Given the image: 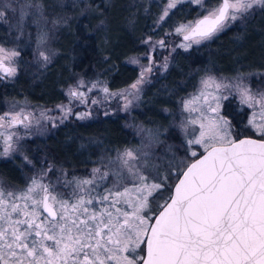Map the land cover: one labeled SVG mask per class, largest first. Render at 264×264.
<instances>
[{"label": "snow or ice", "instance_id": "1", "mask_svg": "<svg viewBox=\"0 0 264 264\" xmlns=\"http://www.w3.org/2000/svg\"><path fill=\"white\" fill-rule=\"evenodd\" d=\"M181 2L168 0L157 23ZM190 2L204 7L203 0ZM256 5L264 6V0H217L206 14L175 31L198 44ZM31 7L30 0H22L19 6L9 0L2 4L0 20H6L9 11H18V25H22ZM159 44L164 46L163 41ZM18 55L0 46V73L14 75L12 64ZM39 55L49 60L44 52ZM148 59L149 66L130 86L136 91H128L127 96L138 98L139 85L152 70L151 56ZM201 84L197 95L182 102L189 115L181 128L190 154L197 156L191 148L200 145L206 155L182 172L174 190L158 205V214L151 201L167 190V177L146 174L131 149L118 155L117 167H111V162L105 166L111 170L93 168L88 177L65 181L63 192L44 183L43 175L33 177L24 188L0 185V264H264V93L257 97L239 81L229 85L213 77ZM212 85L217 92L235 87L242 103L259 107L248 121L259 139H232L229 121L219 111L220 101L228 97L205 91ZM68 95L84 93L70 89ZM209 111L214 115L209 116ZM69 114L70 109L61 121ZM76 115L82 119L88 114ZM41 117L47 119L44 113ZM29 120L23 110L0 115V129L5 130L0 132L3 155L13 151L19 139L17 132L6 130L18 124L27 129Z\"/></svg>", "mask_w": 264, "mask_h": 264}, {"label": "trees", "instance_id": "2", "mask_svg": "<svg viewBox=\"0 0 264 264\" xmlns=\"http://www.w3.org/2000/svg\"><path fill=\"white\" fill-rule=\"evenodd\" d=\"M113 3L107 11L83 21L81 27L77 26V22H71L70 28L56 30L52 35L54 55L45 67L36 69L30 66L27 59L29 51L24 50L13 81L9 83L0 79V103L6 99H25L35 105L52 107L63 102L64 89L79 80H101L111 90L129 86L137 78L138 69L128 63L127 58L136 53L144 34H149L147 31L151 25V17L148 13L141 20L138 14V18L132 19L123 11L121 3ZM216 3L217 0L205 1L208 7ZM198 15L196 4L181 2L170 12L162 26L169 29ZM130 22L131 25L128 26ZM68 30L79 34L72 35V43L63 47L60 40L69 34ZM102 32L106 33L104 43L100 39ZM7 36V31L0 29V43H5V39L9 38ZM97 41L100 42L99 46ZM113 42L114 45L111 44ZM107 43L111 44L109 49H106ZM250 72L264 75V10L253 14L249 20L232 25L220 34L202 41L198 46L173 52L164 72L156 73L143 89L140 107L132 110L128 116L98 115L85 121L73 117L43 137L25 142L22 151L35 168L43 160L68 171L88 170L112 159L123 149L135 148L138 139L134 126L150 129L167 127L171 116L169 113L175 110L182 98L194 90L204 73L232 76ZM232 119L235 124V117L232 116ZM243 136L252 135L244 130L237 135V139ZM182 149V142L173 126L160 136L154 146L151 155L156 175L160 179L167 177L165 183L168 186L167 190L157 194L151 202V207L157 213L158 203L162 204L168 197L182 171L204 152L188 157L180 171L177 168L171 169L164 158L182 157ZM32 169L34 168L22 163L18 156L1 160L0 180L6 188L20 187L25 184L24 178L26 174L32 173Z\"/></svg>", "mask_w": 264, "mask_h": 264}, {"label": "rangeland", "instance_id": "3", "mask_svg": "<svg viewBox=\"0 0 264 264\" xmlns=\"http://www.w3.org/2000/svg\"><path fill=\"white\" fill-rule=\"evenodd\" d=\"M112 1H118L119 3H121L123 6V11L128 16H131L132 19L138 18V14H140L139 19L143 20L144 16H147V14L150 13L148 15H150L151 17V25L149 26V30L147 31L149 32V34H144L141 41L138 43L139 47L136 50V53L133 56L127 58L128 63L137 67V78L129 86L117 90L109 89L106 83L101 80H91L89 82L79 80L75 84L68 85L64 89L65 100L63 102L55 104L52 107H42L39 105H35L25 99H6L5 101L3 100L0 103V115H3L5 112L14 113L23 110L24 114L29 115L30 117L29 121H25V123L30 124L27 129H25L23 125L18 124L15 125L13 128L6 130L9 132H17L19 135V139L14 141V150L11 151L8 155L2 154L4 144L3 140L0 139V161L10 160L13 159L15 156H18L21 159L22 163H25L28 166L34 168L32 169V173L26 174V177L24 178V185L10 189L24 188L33 177H40L41 175H43L44 183H51L53 186L56 187L57 191L63 192L65 191L63 184L65 183V181L71 180L73 177H88L91 175L93 168H101L102 171L111 170L110 168L105 169V166L110 165V162L111 167H117L118 155L128 149H123L117 152L112 159L106 160L100 165H96L92 168H89L88 170H84L81 172H73L60 167L52 166L50 163H47L43 160L39 161L38 165L35 168L33 162L23 153L22 148L25 142L43 137L52 129L65 123L70 118H77V113L88 114L82 119L77 118L79 121L89 120L90 118L96 117L98 115L106 116L110 114L128 116L132 110H136L140 107L143 89L151 82L154 75L156 73L162 74L164 70L168 67L170 56L172 55V53L175 52L177 49L179 51H186L191 47L198 46L199 43L197 44L192 43L191 41H183L181 38L182 34H177L175 31L177 27H179L181 24H186L187 22L179 23L169 29H164L162 26L167 17L160 23H157L159 16L162 14L164 6L168 2V0H125L123 2L122 0H30L33 7L30 8L29 13L25 17L22 25H18V11L16 13L9 11L7 14V19L0 20V29L6 30L8 34L7 37H9L5 39V43L1 42L0 46L6 49L15 50L19 53V55L14 58V64H12V66L16 69L15 74L12 76H6L0 73V77H2L0 79L9 83L13 81V79L18 73L20 62L22 60L21 55L22 53H24V50L29 51L27 59L30 66H33V68L35 67L36 69L45 67L48 63L51 62L52 57L54 55V50L52 47V35L56 30L70 28L72 25H69V23L71 22H77V26L81 27L80 25L83 24V21L85 22L87 19H90L93 15L97 16L100 15L101 12L107 11V8L112 5ZM185 1L190 0H182V2ZM205 1L206 0H203L204 7H201L200 5L196 4L198 14L200 15L196 16L190 21H194L199 16L206 14V10L211 6H206ZM5 2H9V0H0V10H3L2 4ZM10 2L19 6L22 0H10ZM113 4L115 5V3ZM36 5H38L39 7H35ZM261 10H264V6H254L246 14L241 16V18L235 21H229L228 26L215 35L220 34L232 25H236L249 20V18L253 14L260 13ZM130 25L131 22L128 26ZM104 30L105 29H103V31ZM67 32H69V34H67L64 39L60 40L63 47L67 45L69 46V44L72 43V35L79 34L77 31L71 32L68 30ZM31 33L33 34L31 35ZM102 34L103 35H100V39L101 42L104 43L106 41V33L102 32ZM145 41H148V43H145ZM160 41L164 42L163 47L160 46ZM97 43V46H99L100 42L97 41ZM200 43H202V41ZM111 44L114 45L115 42ZM111 44L107 43L106 49H109V47H111ZM181 44H190V47H180ZM40 52H44L49 57V60L47 62H45L44 59L39 55ZM149 56H151L153 61L151 65L152 70L151 72L145 73L144 82L139 85L138 98L127 96L128 91H136L134 89H131L130 86L140 76L142 68H146L149 66ZM133 59L137 60L138 63H132L131 61ZM165 64H167L166 68L164 67ZM208 77H213L217 82L229 85H234L239 81L245 87L249 88L253 94H256L257 97L259 96V94L264 93V75H262V73H236L232 76H224L219 73H204V75L199 78L194 90H192L187 96L182 98L175 110L172 113H169L171 116L169 120V125L167 127H163L161 129H150L143 128L140 125L134 126L135 134L138 139V145L135 148H132L131 150H134L139 156V160L136 161V163L141 165L144 168L145 173L148 174L150 177L158 178L155 172L156 166L154 164V160H152L151 155L154 146L156 145L160 136L163 135L164 132L171 126L175 128L177 134L179 135L180 141L182 142L183 156H170L164 158L165 161L170 165L171 169L177 168V170L180 171L181 165L187 162L186 159L188 157H193L190 154L189 146L186 143L185 133L181 128L182 123L186 121L189 115V113L183 110L182 102L191 96L197 95L199 93V90L202 88L201 81L207 79ZM81 82H83L82 85ZM94 83L97 86L95 88H92V85ZM104 88L108 89L107 93L103 91ZM70 89L82 92L84 93V95L82 97L70 98L68 95ZM89 89H91V91ZM205 91L211 92L213 95H226L228 97L227 99H222L220 101L219 111L220 115L224 116L229 121L232 139L236 140L237 135L239 133L242 134L244 130L249 131L252 136L254 135V137L258 139L260 138L248 123L253 111L259 112L258 106L256 108H251L248 106V104L242 103L239 92L235 87L221 89L220 92H217L215 89V85H212ZM121 93H124V95H121ZM93 100L97 101V103L93 104ZM129 100H131V103L128 104L127 108H125V104ZM211 102L214 106L215 102ZM200 103L202 104L203 101L201 100ZM61 106L64 108L63 113L61 111ZM69 109L71 110V114L67 115V119H63V121H61V117L66 112H68ZM41 113H44L47 119L42 118ZM208 115L212 116L214 114L209 111ZM239 115L241 116L237 117ZM232 116H234L236 119L235 124L233 123ZM37 120H39V123L36 122ZM235 127L237 128V130ZM2 131L5 130L0 129V132ZM190 132L191 127H189V133ZM191 150L198 153L200 151H204V148L200 145H193ZM0 185L5 187V184H3L1 180ZM7 189H9L8 186ZM159 198L161 200L162 195H160ZM159 204H161V202H159L158 205Z\"/></svg>", "mask_w": 264, "mask_h": 264}, {"label": "water", "instance_id": "4", "mask_svg": "<svg viewBox=\"0 0 264 264\" xmlns=\"http://www.w3.org/2000/svg\"><path fill=\"white\" fill-rule=\"evenodd\" d=\"M181 38H182L183 41H185V40L183 39V35L181 36ZM1 74H4V73H1ZM4 75H5V74H4ZM245 138L258 139V138L251 137V136H243V137H240V138H238V139H236V140L245 139ZM217 146H219V145H217ZM203 155H206V152H205V151H204L200 156H198L196 159H194L193 161H191L187 166H189L190 164L196 162L197 159L202 158ZM187 166H186V168H185L183 171H185V170L187 169ZM183 171H182V172H183ZM181 174H182V173H181ZM181 174H180V176L178 177V179L176 180L175 184L173 185L172 190H174V187H175L176 183L179 182V179L181 178ZM157 214H158V213H157ZM153 223H154V221H153ZM144 247H145V246H144ZM144 255H146V253H144Z\"/></svg>", "mask_w": 264, "mask_h": 264}]
</instances>
